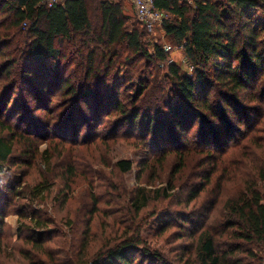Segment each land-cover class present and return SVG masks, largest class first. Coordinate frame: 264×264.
Returning a JSON list of instances; mask_svg holds the SVG:
<instances>
[{
    "label": "rangeland",
    "instance_id": "rangeland-1",
    "mask_svg": "<svg viewBox=\"0 0 264 264\" xmlns=\"http://www.w3.org/2000/svg\"><path fill=\"white\" fill-rule=\"evenodd\" d=\"M97 1L100 0H89L93 34L61 45L62 54L74 59L62 77L65 80L61 78V81L70 78L71 84L79 89L85 70H78L77 63L81 61L78 56L88 57L90 53L95 56L94 68L100 73L88 85L95 95L89 97L87 104L77 94L59 92L60 74L56 73V81L52 83L54 93L49 98L44 95L42 100L36 98L38 95L21 92L20 85L12 100L6 102L8 108L2 118L1 99L9 85H0V121L12 129L2 135L18 137H15L14 153L0 174L3 213L0 215V263L14 264L15 260L10 257L22 248L23 237L29 236L27 231L34 225L31 218L40 211L46 231L50 232L43 236L49 247L46 252L60 253L57 254L60 264L94 261L100 252L118 247L126 240L138 245L134 255L141 256L136 261L141 260L144 249L151 248L172 264H184L178 262L183 256L193 264V238L189 233L183 234L185 229L179 217L192 214L193 220L187 227L197 230L204 222L199 216L212 209V202L220 193L219 177H223L221 181L226 185L220 200L240 190L241 180L236 179V173L230 181V172L241 168L242 174L247 175L249 171L241 164L251 156L253 160L260 157L262 150L256 145L261 144L260 133H264L261 111L264 105L248 102L246 98L253 113L243 115L245 120L238 129L229 128L228 132L233 134L226 136V140L222 134L218 139L212 137L213 140L204 142L199 118L187 133L168 134L164 140L155 133L148 136L132 130L126 115L155 114L161 109L163 112L166 103L176 105L178 98L171 100L176 95L172 93L173 80L165 65L148 67L140 59L129 60L127 55L114 54L100 44ZM122 3L129 19L128 28L133 30V25L138 27L137 16L127 0ZM250 16L257 25L264 23V11H254ZM155 44L171 46L164 30L146 33L144 45L150 53ZM170 63L177 64L189 75L193 73L180 47L170 51ZM144 83L149 86L148 92L136 102L135 91ZM113 97L124 104L122 112L111 111ZM17 100L19 108L12 111ZM186 111L191 112L187 108ZM256 122L259 125L249 132V138L259 134L249 142L245 134L248 126ZM217 133H222V129ZM226 143L230 145L227 148ZM207 150H211L210 154ZM209 155L222 156L224 165H219L218 172L213 173L214 163L208 160ZM120 161H130L132 170L129 173L118 170L116 165ZM180 164L184 168L178 172ZM224 166L229 170L225 176L221 171ZM211 174L213 180L207 184L206 177ZM43 185L48 190L43 197H38L36 191ZM258 187L264 192V182ZM194 192H201L197 200H192ZM137 201L144 206L140 211L136 208ZM219 208L216 206L215 210L218 212Z\"/></svg>",
    "mask_w": 264,
    "mask_h": 264
},
{
    "label": "trees",
    "instance_id": "trees-1",
    "mask_svg": "<svg viewBox=\"0 0 264 264\" xmlns=\"http://www.w3.org/2000/svg\"><path fill=\"white\" fill-rule=\"evenodd\" d=\"M43 1L0 0V85H9L1 99L2 118L8 108L6 102L12 100L20 85L21 92L38 95L36 98L42 100L46 96L49 98L54 93L52 83L56 81V73L60 74L61 81L69 66L74 64L73 58L62 54L61 45L93 34L89 0H68L65 5L51 9L45 7ZM115 1H97L101 18L100 44L110 48L114 54L127 55L129 60L131 57L140 59L138 61H144L148 67L165 65L173 80L175 91L172 93L177 96L171 100L178 98L176 105L166 101L163 112L161 109L155 114L124 113L128 114L125 120L132 130L143 135L148 133V136L155 133L164 140L168 134L187 133L189 126L195 125L199 118L205 142L213 140L212 137L218 139L222 134L225 135L223 138L229 137L233 134V131L228 132L229 128L236 130L242 125L243 115L253 113L246 104V98L248 102L264 105V23L257 25L250 16L254 11H264V0H154L155 8L165 16L163 30L170 42V51L183 48L192 75L175 63L169 64L170 51L162 45H153L150 53L144 45L149 32L147 26L137 18L138 27L133 25V30H129L124 0ZM78 57H81L77 63L78 70H85L82 87L79 89L71 84L69 78L60 82L59 92L77 94L87 104L89 97L95 95L88 85L100 72L94 68L95 56L92 53L88 57L84 54ZM154 83H157L156 79ZM148 88L144 83L136 89V102L147 94ZM111 105L114 113L122 112L124 107L114 97ZM13 107L12 111L19 108V100ZM261 111L264 114V108ZM258 125L259 122L249 125L245 137L249 138V132ZM218 129H222V133H217ZM7 130L12 131L10 126L0 121V174L4 173V166L14 153L15 137L18 139L17 136L3 137L2 132ZM257 134L249 138V142ZM260 134L261 144L256 145L262 150L260 157L254 156L253 160L251 156L252 162L249 159L241 164L247 168L248 174H242L241 168L230 172V181L236 173V179L241 180L240 190L220 200L226 185L221 181L223 177H219L217 188L220 193L212 202V209L199 216L204 219L202 225L191 230L187 225L193 220V215L179 217L185 229L183 234L189 233L193 238V264H257L258 261L262 264L263 257L259 253L264 254V192L258 185L264 182V133ZM207 151L210 154L211 150ZM221 158L209 155L208 160L214 163L213 173L219 171V165H224ZM183 164H180L178 172L184 168ZM116 166L124 173L133 168L130 161H120ZM225 168L221 170L224 176L229 174ZM212 180L213 174L206 177L207 184ZM45 190L48 189L44 185L38 188V197H43ZM201 192L192 193V200H197ZM216 206H220L218 212ZM143 207L137 201L138 211ZM214 210L216 214L212 216ZM34 214V219L31 218L34 225L27 231L29 236L23 237L22 248L10 258L15 260L14 264H60L57 255L60 253L46 252L49 247H46L48 242L43 236L50 232L46 231L40 211ZM134 250H138V245L126 240L118 247L100 252L94 261H80L78 264H172L151 248L144 249L141 260L136 261V257L141 255L135 256ZM243 258L252 262L247 263ZM178 262L189 264V258L183 256Z\"/></svg>",
    "mask_w": 264,
    "mask_h": 264
},
{
    "label": "built area",
    "instance_id": "built-area-1",
    "mask_svg": "<svg viewBox=\"0 0 264 264\" xmlns=\"http://www.w3.org/2000/svg\"><path fill=\"white\" fill-rule=\"evenodd\" d=\"M17 1V0H12ZM68 0H44L42 4L47 8H54L56 6L65 5ZM134 7L137 18L147 26L150 33L156 30L163 31V22L165 16L162 12L155 8L154 0H127ZM164 49L170 51L171 47L165 45ZM183 49V48H182ZM264 264V257L262 259Z\"/></svg>",
    "mask_w": 264,
    "mask_h": 264
},
{
    "label": "crops",
    "instance_id": "crops-1",
    "mask_svg": "<svg viewBox=\"0 0 264 264\" xmlns=\"http://www.w3.org/2000/svg\"><path fill=\"white\" fill-rule=\"evenodd\" d=\"M128 3L131 5V8H132V10L134 11V14H135L134 7L132 6V4L129 1H128Z\"/></svg>",
    "mask_w": 264,
    "mask_h": 264
}]
</instances>
